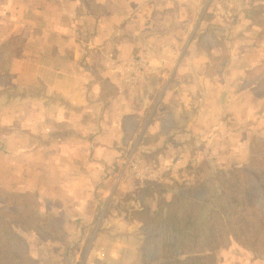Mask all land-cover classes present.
<instances>
[{"label":"crops","instance_id":"0c3cea01","mask_svg":"<svg viewBox=\"0 0 264 264\" xmlns=\"http://www.w3.org/2000/svg\"><path fill=\"white\" fill-rule=\"evenodd\" d=\"M237 4L0 0V43L19 46L0 70V192L34 197L40 215L83 225L97 254L112 256L119 243L104 233L119 225L113 204L137 181L121 176L130 157L150 164L153 178L219 159L223 149L232 159L248 154L264 139V56L253 58L248 46L247 57L233 56L246 60L227 62L225 75L198 82L191 73L199 65L191 60L207 66L201 55L218 50L208 37L263 32L247 11L254 4ZM174 102L188 114L181 124ZM107 213L116 218L108 222ZM24 236L36 257L33 234Z\"/></svg>","mask_w":264,"mask_h":264},{"label":"trees","instance_id":"16d2710c","mask_svg":"<svg viewBox=\"0 0 264 264\" xmlns=\"http://www.w3.org/2000/svg\"><path fill=\"white\" fill-rule=\"evenodd\" d=\"M255 7L264 10V3L247 11ZM18 47L0 43L1 71L9 68ZM252 153L243 167L213 171L203 161L189 165L196 180L170 200L159 191L157 208L144 206L145 245L161 250V257L150 264H218V237L237 242L264 264V153ZM0 200V264H33L24 234L40 233L51 218L37 212L32 196L0 192Z\"/></svg>","mask_w":264,"mask_h":264},{"label":"rangeland","instance_id":"374dc122","mask_svg":"<svg viewBox=\"0 0 264 264\" xmlns=\"http://www.w3.org/2000/svg\"><path fill=\"white\" fill-rule=\"evenodd\" d=\"M218 1L219 3L225 5L227 2V0ZM234 1L240 5V7L238 6L240 9L246 8V5H255V3L260 2L259 0ZM228 7H230V5H228ZM247 8L249 7L247 6ZM226 9L231 10L230 8ZM249 14L256 20L257 24H260V26L263 28V32L259 33L254 30L252 31L251 35L249 34V36H245L243 38L234 37L235 39L226 40L223 38L216 39L214 37H208L205 39L207 44L211 45L217 43L218 50L213 52V54H211L209 57L201 55L203 59H207V66H203V62H200L199 56L191 60L193 64L199 63V65H197V70L194 68V70L191 71V73H194L192 76L193 78L196 77L195 79L198 80V82H204L205 78L209 76L212 78H217L221 75H225L226 71L224 69L228 66L226 65L227 62L229 63L234 60L233 62L242 63L244 60H246L244 58L243 60L241 59V61L239 57L235 58L233 56L236 54L235 51L237 50V53L238 51H242L245 55L244 57H247L248 55L244 51H247L248 46L249 49L255 47L254 51L252 50L253 52H251V56L253 58L255 56H258V58L264 56V10L255 7V9L249 11ZM218 26L223 28L222 24ZM238 34L241 35V31L238 32ZM201 66H203L202 69ZM262 71L263 70L261 67L259 70L254 72V76L252 77L259 76ZM179 77L184 79L182 81H185L186 83L193 81L192 77L187 75H179ZM192 84L194 83L192 82ZM176 95H178V92ZM181 105V102H174L171 104V108L175 109L178 114V120L176 121V124H181L188 118V114L183 115L180 111ZM194 107L195 105H191L193 112H195L196 109ZM189 112L190 109L188 113ZM169 125H171V123L169 120H167L164 127L166 128ZM146 140L151 141L148 136ZM253 150L255 151L256 155L263 154L264 139L257 137L255 140H253L248 154H237L234 159L230 157L231 150L225 151L223 149L219 152L220 156H217L219 159L211 160L207 157H204L200 161H203L206 165H209V168H211L213 171H216L219 168L230 169L235 166L243 167L244 165H248L250 157L253 154ZM147 155H149L150 158L152 156L151 154ZM235 160H238L237 164H235ZM198 162H194L192 164ZM254 163L258 164L257 160L254 161ZM189 165L185 164L184 166H177L172 172L165 171L160 173L161 175H154L155 177L153 178L137 180L135 184H133L130 188H126L121 193V198L117 203L113 204L115 205V207H113L120 210L121 212L118 215L120 217L119 225L113 228L112 226H109V228L107 227V233H104L107 234V239L110 240V242L119 243L118 253H114L112 256L104 257L98 255L96 252V247L90 244V230H87V234L84 235L85 230H83V225L80 226L79 230L80 224L74 223L72 225L63 219L60 221L59 217L56 218V216L53 217V215H50L49 217L51 219L46 224L48 227L46 229L44 228L42 231H40V233L33 234V236L30 238L33 245L32 252L37 255L34 258L32 257L33 264H150L155 262L161 257V250L155 245L149 243L148 245H145V226L142 220L143 217H145L144 206H154V208H157V203H161L158 199V197H160L158 193L159 191H161V197L163 199L170 200L173 193H178L180 190L186 188L193 180H196L198 176L191 172ZM206 165L201 167L203 171H207ZM147 189H149V191L153 190V192H156V194L153 193V195H151L150 192L146 191ZM113 207L111 206V208ZM114 218L116 217H113V215L110 214L107 216V221L111 222V219ZM68 225L70 227H68ZM42 239L47 241L52 240L53 243L55 242L54 245L56 246H47L42 242ZM217 241H221V247L219 248L216 256V261L218 264H260V261L256 256L248 253L247 250H244L237 242H231L229 240L227 241L222 237H218Z\"/></svg>","mask_w":264,"mask_h":264},{"label":"built area","instance_id":"2783aa9c","mask_svg":"<svg viewBox=\"0 0 264 264\" xmlns=\"http://www.w3.org/2000/svg\"><path fill=\"white\" fill-rule=\"evenodd\" d=\"M152 166L145 162L138 156L130 157L126 161V165L124 166L122 178L126 180H130L132 178L140 180L145 178H151L152 175ZM123 179V180H124Z\"/></svg>","mask_w":264,"mask_h":264}]
</instances>
